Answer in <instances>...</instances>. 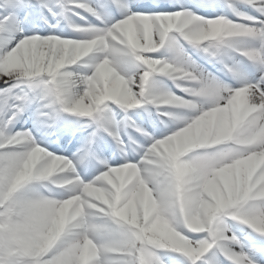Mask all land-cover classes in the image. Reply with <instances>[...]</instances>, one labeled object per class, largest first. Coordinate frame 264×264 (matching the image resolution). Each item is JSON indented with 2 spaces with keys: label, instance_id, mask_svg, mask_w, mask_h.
<instances>
[{
  "label": "snow or ice",
  "instance_id": "obj_1",
  "mask_svg": "<svg viewBox=\"0 0 264 264\" xmlns=\"http://www.w3.org/2000/svg\"><path fill=\"white\" fill-rule=\"evenodd\" d=\"M0 264H264V0H0Z\"/></svg>",
  "mask_w": 264,
  "mask_h": 264
}]
</instances>
